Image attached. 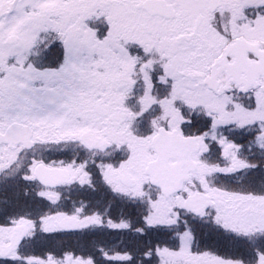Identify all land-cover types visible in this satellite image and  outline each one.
I'll return each instance as SVG.
<instances>
[{"label":"snow or ice","instance_id":"1","mask_svg":"<svg viewBox=\"0 0 264 264\" xmlns=\"http://www.w3.org/2000/svg\"><path fill=\"white\" fill-rule=\"evenodd\" d=\"M0 264H264V0H0Z\"/></svg>","mask_w":264,"mask_h":264}]
</instances>
